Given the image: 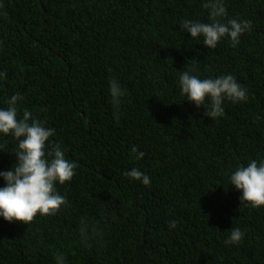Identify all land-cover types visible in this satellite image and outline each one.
<instances>
[{
  "label": "trees",
  "instance_id": "trees-1",
  "mask_svg": "<svg viewBox=\"0 0 264 264\" xmlns=\"http://www.w3.org/2000/svg\"><path fill=\"white\" fill-rule=\"evenodd\" d=\"M205 2L0 0V107L19 93L18 114L54 129L76 165L54 215L0 218V264H264V207L241 205L227 179L264 159V0H223V22L251 29L211 50L179 26L209 22ZM180 71L231 74L247 100L211 120L183 101ZM112 79L126 90L118 122ZM17 144L0 136V171ZM133 167L149 185L124 175ZM233 227L244 237L226 246Z\"/></svg>",
  "mask_w": 264,
  "mask_h": 264
},
{
  "label": "clouds",
  "instance_id": "clouds-1",
  "mask_svg": "<svg viewBox=\"0 0 264 264\" xmlns=\"http://www.w3.org/2000/svg\"><path fill=\"white\" fill-rule=\"evenodd\" d=\"M203 6L209 10V22L185 19L179 26L181 32L188 33L191 39L202 40L209 50L215 49L224 38L236 46L241 35L251 29V21L230 19L223 22L226 15L223 0H206ZM5 77L6 73L0 72V79ZM177 84L183 101L197 108L203 107L204 115L211 120L223 115L225 101L239 103L247 100L246 89L231 74L201 78L190 71H180ZM108 91L114 109L113 118L118 122L126 90L118 80L112 79ZM21 101L22 96L16 93L7 98L6 107H0V136H11L18 141L15 162L7 170L0 171V180L3 181L0 186V218L27 224L37 214L54 215L65 204V197L56 186L72 179L76 165L66 159L59 143L50 142V137L55 135L54 129L33 118L26 109L22 115L18 114ZM132 153L137 160L145 155L136 148ZM124 175L145 186L150 184V177L136 167ZM227 179L228 185L240 192L241 205L264 207V159L237 165ZM169 227L174 229L176 221H170ZM243 237L241 229L233 227L224 243L226 246L236 245ZM55 261L56 264H66L63 254H58Z\"/></svg>",
  "mask_w": 264,
  "mask_h": 264
}]
</instances>
